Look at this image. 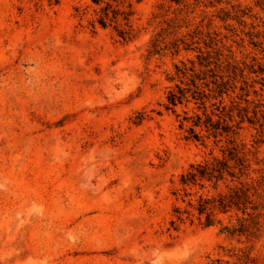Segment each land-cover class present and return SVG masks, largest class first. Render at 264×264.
I'll list each match as a JSON object with an SVG mask.
<instances>
[{
	"label": "rangeland",
	"instance_id": "obj_1",
	"mask_svg": "<svg viewBox=\"0 0 264 264\" xmlns=\"http://www.w3.org/2000/svg\"><path fill=\"white\" fill-rule=\"evenodd\" d=\"M116 1L126 42L93 0H0V264H264V0ZM183 66L237 132L252 237L187 205L181 176L229 146L190 137L191 98L167 110Z\"/></svg>",
	"mask_w": 264,
	"mask_h": 264
},
{
	"label": "trees",
	"instance_id": "obj_2",
	"mask_svg": "<svg viewBox=\"0 0 264 264\" xmlns=\"http://www.w3.org/2000/svg\"><path fill=\"white\" fill-rule=\"evenodd\" d=\"M170 1L178 5L184 0ZM112 2L113 4L105 3L103 0H93V3L97 6L104 5L100 10V17L97 20V24L103 29L110 26L109 24L114 25V30L118 37L123 42L129 41L133 38L131 21L133 12L131 5L123 9L119 5H114L117 4L116 0H112ZM199 65L203 67L201 63ZM210 65H206L205 68H208ZM176 70L183 77L188 72H192L194 75L190 80V84L187 86L188 88L182 89L176 86V90L169 93L167 97V110L176 108L179 105L181 106L185 102H194L198 111H202L203 113L202 116L194 114L190 117L186 112L184 113L183 123L192 124V127L189 129L190 137L196 141H200L201 137L195 133V128H200L205 130L204 132L208 135V138L212 137L215 141L225 139L229 146L226 150L221 151V157H212L201 163L193 164L181 176L180 183L184 188L190 190L199 189V191L205 193L199 195L195 202L189 200L187 205L193 212H196L198 221L204 218L202 225L205 227L213 226L215 223L221 224V221L215 220L216 215H227L234 212L237 222L240 224L239 228L231 229L227 226L222 231L231 236L236 234L240 236L248 233L252 237L254 234L252 230L258 224L252 222L253 227H247L244 225V217H248L251 221L256 219L257 216L255 214L259 206L255 202L256 192L252 193L255 190L250 188L246 183L249 177L250 166L242 151L236 146L235 137L237 132L234 130V127L228 125L226 121L227 116L223 114V111L217 115L213 113L209 115L207 113L206 103L210 100L211 96L206 95L202 87L198 85V82L205 81L206 78L201 79L200 76L194 73L193 69L188 70L185 66L181 69L176 68ZM210 84L215 85L212 82L205 84L204 87L209 89ZM189 98H191L190 101L188 100ZM219 109L217 108L216 111L219 112ZM214 117H217V121L214 120ZM196 194L186 193L184 198L195 197ZM183 202H185V199H183ZM176 213L178 215L177 222L181 223L183 221V214L179 210H176ZM184 214L189 215L187 212ZM238 214L242 218L238 219Z\"/></svg>",
	"mask_w": 264,
	"mask_h": 264
}]
</instances>
